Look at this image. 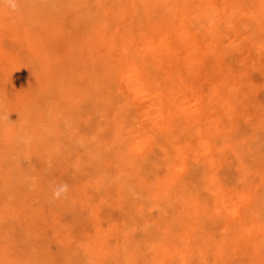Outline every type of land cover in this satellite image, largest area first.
<instances>
[{"label": "rangeland", "instance_id": "rangeland-1", "mask_svg": "<svg viewBox=\"0 0 264 264\" xmlns=\"http://www.w3.org/2000/svg\"><path fill=\"white\" fill-rule=\"evenodd\" d=\"M0 264H264V0H0Z\"/></svg>", "mask_w": 264, "mask_h": 264}]
</instances>
